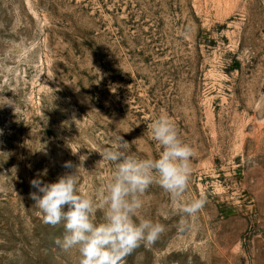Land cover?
<instances>
[{
  "label": "rangeland",
  "instance_id": "rangeland-1",
  "mask_svg": "<svg viewBox=\"0 0 264 264\" xmlns=\"http://www.w3.org/2000/svg\"><path fill=\"white\" fill-rule=\"evenodd\" d=\"M161 114L192 146L188 195L206 204L181 232L152 185L138 216L166 231L126 264H264V0H0V264H79L30 181L87 155L78 187L100 199L113 166L99 152L123 136L158 158Z\"/></svg>",
  "mask_w": 264,
  "mask_h": 264
},
{
  "label": "clouds",
  "instance_id": "clouds-1",
  "mask_svg": "<svg viewBox=\"0 0 264 264\" xmlns=\"http://www.w3.org/2000/svg\"><path fill=\"white\" fill-rule=\"evenodd\" d=\"M147 127L161 149L158 158H141L123 136H117L111 147L99 152V162L113 166L108 182L100 190V199L78 187L77 177L84 169L87 155L79 156V164L66 161L63 167L67 171L55 181L42 178L47 169L30 181L35 191L29 196L37 214L52 227L63 223L64 234L55 243L64 253L75 250L79 264H126V258L136 249L151 248L160 240L165 225L138 216L144 206L143 197L152 185H158L169 195L183 217L179 224L181 232L189 227L188 220L196 218L205 207L203 194L188 195L194 151L181 138L174 121L161 114ZM101 209L103 222L97 223L96 213Z\"/></svg>",
  "mask_w": 264,
  "mask_h": 264
}]
</instances>
